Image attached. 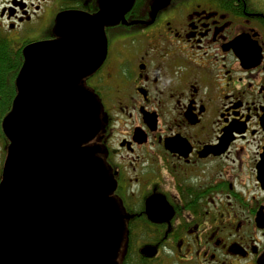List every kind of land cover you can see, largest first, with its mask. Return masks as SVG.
Masks as SVG:
<instances>
[{"label":"flooded vegetation","instance_id":"af4514ba","mask_svg":"<svg viewBox=\"0 0 264 264\" xmlns=\"http://www.w3.org/2000/svg\"><path fill=\"white\" fill-rule=\"evenodd\" d=\"M100 0H0L3 121L34 44ZM71 30L77 24L64 23ZM80 80L100 104L85 146L124 225L114 264H259L264 256V0H135Z\"/></svg>","mask_w":264,"mask_h":264},{"label":"water","instance_id":"95a60500","mask_svg":"<svg viewBox=\"0 0 264 264\" xmlns=\"http://www.w3.org/2000/svg\"><path fill=\"white\" fill-rule=\"evenodd\" d=\"M134 2L101 0L95 16L69 13L61 40L28 48L3 122L0 264H114L124 225L106 169L85 146L101 128V108L79 82L101 64L104 27L124 21Z\"/></svg>","mask_w":264,"mask_h":264}]
</instances>
